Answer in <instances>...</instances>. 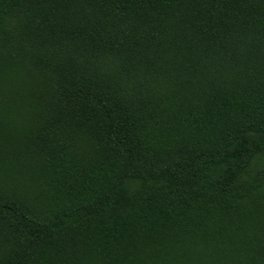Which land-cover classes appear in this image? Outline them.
Wrapping results in <instances>:
<instances>
[{
  "label": "trees",
  "instance_id": "16d2710c",
  "mask_svg": "<svg viewBox=\"0 0 264 264\" xmlns=\"http://www.w3.org/2000/svg\"><path fill=\"white\" fill-rule=\"evenodd\" d=\"M0 264H264V0H0Z\"/></svg>",
  "mask_w": 264,
  "mask_h": 264
}]
</instances>
